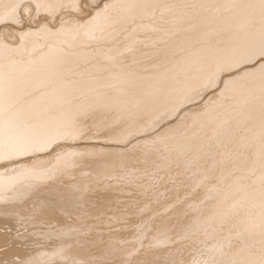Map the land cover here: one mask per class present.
<instances>
[{"label": "bare ground", "instance_id": "1", "mask_svg": "<svg viewBox=\"0 0 264 264\" xmlns=\"http://www.w3.org/2000/svg\"><path fill=\"white\" fill-rule=\"evenodd\" d=\"M38 1L50 9L61 10L50 17L49 23L44 17L31 21L24 17L20 22L17 18L21 19L31 0H0V25H13L7 28V40L0 41V150L9 148L6 154L10 155L8 159L5 154L7 159H4L0 152V264H264V175L246 179L245 183L239 178L231 182L234 183L231 188L238 185L248 200V205L238 210L232 209L238 200L234 205L228 204L231 197L222 186L220 190L205 191L203 196L199 192L192 199L181 200L175 207L163 202L161 193L174 192L182 185L180 179L173 178L170 182L165 178L168 171L169 174L182 172L185 167L192 170L203 164L213 172L223 164L221 155L213 149L220 137L209 135L213 126L229 134L264 129V0H227L233 9L229 16L221 18L223 24L218 26L230 29L220 39L232 46L222 57L230 67L223 74L214 70L207 74L206 70L197 69L192 79H184L182 83L176 77L171 82L154 83L139 79L143 74H138L135 76L140 77L127 81L131 88L124 90L132 95L125 97L120 91L107 89L102 91L100 104L65 108L58 103L74 93L79 82L62 80L56 84L60 74L47 73L44 84L51 85L39 88L40 81L29 79L36 75L30 72L34 68L32 64L61 59L60 55L51 53L53 47L62 46L56 37H63V42L77 39L89 44H97L100 37L110 43L115 30L108 26L119 15L150 16L161 11L201 16L211 13L214 0H152L167 5L139 8L132 6L134 0H122L128 3L112 14H106V10L115 0H96L84 5L80 0ZM127 19L122 22L127 28L125 37L154 28L144 20ZM17 20L20 24L16 25ZM187 35L184 41L194 39V34ZM15 38L28 43L23 54H20L22 43H17ZM147 75V78L164 79L167 73L150 71ZM25 83L30 87L23 88ZM155 86L161 95L149 96L147 93ZM220 94L232 100L217 105ZM168 95L176 96L174 102H167ZM20 107L23 110L18 111ZM76 109L79 112H72ZM83 109L103 111L86 115ZM165 109L168 114H163ZM117 110L122 115L120 120L130 122V129L140 130L139 134L131 130L135 137L127 136L128 141L121 137L120 128H114L116 119L119 120L115 116ZM139 110L143 112L137 117L126 115ZM155 116L160 119L156 120ZM237 120L240 124H236ZM96 121L111 126L100 139L108 138L116 143L125 138L128 143L123 145L127 144L125 147L131 151L122 149L121 144L79 149L72 140L65 141L68 135L70 138L78 135L76 139L79 136L84 140L98 139L88 129ZM81 126L85 127L78 132ZM230 142L226 144L227 150L236 145ZM251 150L236 146L237 155L248 165L247 170L253 172L257 164L253 161L249 167ZM69 152L74 154L70 156ZM84 152L89 157L87 160L82 157ZM114 153H118V158L120 153L131 157H122L125 161L118 162ZM174 159L179 162L170 163ZM249 189L252 192L248 193ZM99 190L116 192L109 197L115 202L109 201L108 193L103 194L104 199H99L102 194L96 198V192H102ZM146 192H152L150 198H146ZM91 193L96 195L92 197ZM239 204L240 200L234 208L242 206ZM225 206L229 210L221 209ZM253 211L263 212L258 221L248 214ZM117 212L123 216H114ZM13 219L21 220L31 239H27V231L24 234L19 231L22 234L16 237L13 224L7 226L10 231L3 226ZM250 219L257 224L253 225ZM87 225L96 229L92 231ZM31 241H35L33 246L28 244Z\"/></svg>", "mask_w": 264, "mask_h": 264}, {"label": "rangeland", "instance_id": "2", "mask_svg": "<svg viewBox=\"0 0 264 264\" xmlns=\"http://www.w3.org/2000/svg\"><path fill=\"white\" fill-rule=\"evenodd\" d=\"M95 1L96 0H80V2L83 5L86 2L91 3ZM152 2H153L152 0L151 1L150 0H136V1L134 0V3L132 4V6H134V8L136 7L139 8L144 5L149 6V5L155 4ZM169 2H171V0ZM126 3L128 2H124L122 0H115V2L107 8L106 14L117 13L116 10L118 9V7ZM42 4L43 3L38 0H31V2L28 3L27 9L24 10L23 13L21 14V19L20 18H17V19L21 22L23 21L22 19L24 17H27L30 21L34 20L35 18L38 19L40 17L41 18L44 17L45 20H47V22L49 23L50 17H52L53 14L56 13L58 10L56 11L57 8L50 9L49 7H46L45 5H42ZM155 5L161 7L167 4L164 3V1H162V3L161 1H158L157 4ZM211 5H212L211 13L207 15H201V16L174 15L170 13H163L161 11H157L154 15H150V16H145L140 13H136V14L126 13V14L119 15L118 19H115V21H112L111 24L108 26V28H110L111 30H115L113 40L110 43H108L106 40L101 39L100 37L97 39V44H91V43L89 44L88 41L79 42L77 39L72 40L71 42H63V39H64L63 37H60V38L56 37V40L60 41V43H62V46L53 47L51 49L52 50L51 53L60 55L61 59L59 61L40 60L39 62L32 64L34 68L30 69V72L35 73L36 75L34 79L33 78L32 79L29 78V79L30 81L31 80L40 81L41 83L38 82L41 84L39 88H44L46 86L51 85V84H44L45 83L44 80H46L45 79L46 77L44 75L47 73L57 74L58 76L60 74V76L56 78V84L62 80L79 82L80 85L77 87L76 91L70 94L68 98H66V100H63L62 102L58 103V104H61L63 108H65L70 105H91V104L93 105L96 102H99L100 104L101 101H99V99L102 96H104V93H102V91L107 90V89L120 91L121 95L125 97L127 95H132V93L125 92L124 90H129L131 88V86L127 83V81L134 79L135 77H140V76H135L138 74H143V76L139 79L152 81L154 83L162 82V81L171 82L173 77H176V79L180 80V82L182 83L184 79H189V80L192 79V74L197 69L198 70L200 69L201 71L206 70L205 72L207 74L208 73L211 74L213 70L217 74L218 73L223 74L224 70H227L230 67L228 68V63L224 61L222 57L229 48H232V46L230 44H226L225 41H222L220 39L222 35L224 33L229 32L230 29L229 28L221 29V28H218V26L220 24H223L221 20L222 17L229 16L231 14L230 12L233 9V5L231 4V1H227V0H214L212 1ZM58 9L61 10V8L59 7ZM214 13H217L219 15H214ZM218 16H221V17H218ZM127 18H130V20L132 19L133 22L134 21L137 22L138 20H144L145 24L147 23L149 24V26H154V28L148 29V30L136 31V33L131 34L129 38L125 37L127 28H125L126 24L122 25V22L125 20H129ZM18 20L14 22V24L15 23L16 25L20 24ZM12 26L13 25H8V27H2V25H0V41L7 40L6 38V34H7L6 31H8L7 28H10ZM188 33L194 34L193 35L194 39L191 41H184L183 38H185V36H188L187 35ZM56 35H59V34H56ZM77 38H79V36H77ZM16 40H17V43H22V45L20 46V54H23L25 52L24 49L28 48L27 47L28 43L26 41L19 42V39H16ZM56 40L54 39L53 41L56 42ZM190 43H192V45H189ZM207 66L209 67L206 68ZM162 70L166 71L167 73L166 78L164 79L151 78V77L147 78L148 77L147 74L150 73V71H162ZM25 84H22V85H25L23 86V88L26 89L29 85H27V83ZM43 85H46V86H43ZM33 86L35 87L37 86V84ZM152 88L154 89H152V91H149L147 93L149 96L157 97L161 95V92L157 91L158 88H156V86ZM195 90L193 89L192 91L195 92ZM192 91H191V94L193 93ZM22 93H26V92H22ZM106 96L111 97L110 94H107ZM21 98H23V95ZM21 98L19 99L20 103H21ZM230 98L231 97H227L223 94H220L218 95L216 104L219 105L222 102H229L232 100ZM175 99H176V96H173V95L167 96L168 103L174 102ZM22 108L23 107L18 108V111L23 110ZM205 109L196 112L193 116H191V119L195 118L197 116L196 115L197 113L199 115L201 114V112H204ZM102 111L103 110L101 109H97L94 111L85 110V109L82 110V112L85 113L86 115L90 112L98 113ZM166 111H168V109L163 110L164 112L163 114H166V113L168 114L169 111L168 112ZM72 112H79V110L76 109V110H73ZM142 112L143 110L142 111L139 110L136 112H127L126 115L134 118L137 114H140ZM161 113L162 112H160V114ZM229 113L233 114V111H230ZM120 114H121L120 110L115 111V116L116 118H119V120L116 119L114 128L117 127L121 129V135H122L121 137L126 138L127 136L128 137L133 136L134 133L139 134V131H140L139 129H136V128L130 129L131 128L129 125L130 122L128 120H120V117L122 116ZM163 114L161 115L164 116ZM172 114L173 112L171 113V115ZM99 116H101L100 113H99ZM157 116L155 117L157 118ZM160 117L158 118L160 119ZM158 118L156 120H158ZM154 121H155V118H154ZM154 121L152 123L157 122V121L156 122ZM235 122L236 124H240L239 120ZM84 127L85 126H81L78 132H80L82 128ZM88 127H89L88 128L89 130L92 129L94 131L93 133H95L96 136L99 137L98 139H95V137H92L94 139L90 138L91 140H88L87 139L88 137H86L85 140L86 141L88 140V142H86L84 140V137L82 136H79L80 139L79 138L76 139L78 135H72L71 138H70V135H68L69 137H67L65 141L71 142L70 140H72L71 143H73L74 146L79 149H80V146L81 147L82 146L96 147L98 145L100 147H110V146L120 145V144H121L120 145L121 148L124 147L122 149H125V150L127 148L129 149V147H125L127 144L123 145L124 142L128 143L126 142V140L124 141L125 138L122 139L123 142L117 141L116 143L114 141H112L111 143L109 141L110 139L106 140L108 138L100 139V137L104 134L105 130H108L111 127L108 124H103L100 121L98 122L96 121V123H93L92 125H89ZM131 130L135 132L133 133ZM209 135L213 137L214 136L220 137L218 141L214 143V148H213L215 149L214 151L219 152V154L221 155V159L223 161V164L215 170L216 172L213 171L214 173L219 172L220 175L216 174L215 176L210 169H207L206 167H204L203 164L198 166V163H197L198 168L196 169L193 168L194 170L193 169L191 170L189 167H185L182 172H179V171L173 172L174 174L173 173L169 174L170 171H168L167 172L168 175L166 174L165 178H168L170 182H173L175 179L177 180L180 179L183 185V186L181 185L180 186L181 188H178L174 192H171L170 190L161 191V193L164 195L162 201L166 202V204H170L169 207H175L174 205L177 202H180L181 200L192 199L199 192H200L199 195L201 194V196H203L204 194H206L207 191L209 192L210 189L214 188L215 190V188H217L220 190L222 189L221 188L222 186L223 190H226L227 196L231 197V198L228 197L230 198V202L228 204H231V203L235 204L237 200L238 201L240 200L241 204L239 205H242V206L238 207L237 205L238 208H234V206L238 204V201H237L235 205L233 204L234 205L232 207L233 210H236V209L238 210L239 208L241 209L242 207L245 208L246 207L245 205L248 203V200L244 198L245 197L243 193L244 191H241L240 189H238V185H236L237 187L231 188L232 185L234 184V183L231 184V182H235L233 180H237L239 178V180L244 181L243 183H245L247 180L249 181V179H254V177H257L259 175H264V129L261 128V130L260 129L255 130L254 132H248L247 130H243V131L241 130V131H236L233 134H229L224 130L219 132V128L216 126H213L211 130L209 131ZM134 137H135V134L133 138ZM231 137H235L236 140L233 142H230L229 140L227 141L226 138H231ZM68 138L69 140L67 141ZM73 139L78 140L80 142L79 143L78 141L75 142ZM103 140H106V142L108 141L107 143L109 144H107ZM82 141H85V142H82ZM228 142H230L231 145L233 143H236V145L232 147V149L227 150L226 144ZM239 145H242L244 149L247 147L252 148L251 156L249 158V165L250 163L254 161V163L257 164L255 167V171L252 172L250 170H247L248 165L246 166V163L243 162V159L237 155L238 151H236V146H239ZM8 149L9 148H7L6 151L5 149L0 150V152L3 154L2 158L4 157L5 159L6 156H8V159L10 158L9 157L10 155L6 154L8 152L7 151ZM133 150L136 151L137 149H132V152H135ZM132 152L131 154H134ZM71 153H70V156L74 154L72 153L71 155ZM88 153L91 154V152H87V154ZM93 154H96V152L95 153L93 152ZM103 154L104 153H102L101 155ZM114 154L112 155L113 156L117 155V157H114V158H116V160L117 159L120 160L118 162H121L122 160H124V159H120L122 157L124 158L129 157L128 155L125 156L124 153H120V154H124V156L119 154V157L120 156L121 157L118 158V153L115 155ZM86 156H87L86 153L82 155V157H85V160H87L86 158L93 157L92 154L89 157L88 156L86 157ZM95 156H98V154L94 155V157ZM129 158L128 160H130ZM54 159L56 160L55 157ZM82 160L85 161L83 158ZM128 160L126 161L128 162ZM47 161L48 160H46V162L44 161L43 163L41 162L42 163L41 165H45ZM176 161L179 162L178 160L174 159L170 161V163H174ZM126 164H129V163H126ZM121 166L120 168L123 169L124 166L123 168ZM249 167H251V165ZM60 177L63 178L64 176H60ZM177 180L176 182H178ZM216 183H218L217 184L218 186L215 185ZM229 184H231V186ZM229 186L231 189L230 188L228 189ZM249 190H247L249 191L248 193L252 192V189H249ZM99 191H102V192H96L97 195L96 194L93 195V193H91L92 197L96 195L95 197L99 198L100 195L102 194L99 199H102V198L104 199L103 194L104 196H107V194L105 193L109 194L108 198L111 197V195L112 196L116 195L115 194L116 192L112 190H108L109 192H106V190L105 192L104 190H99ZM98 194H99V197H98ZM148 194L146 192L145 194L147 196L146 198H150L151 197L150 195L152 194V192H148ZM124 195L122 196L124 197L123 199H125ZM112 199L114 198L112 197ZM112 199L109 198V201L111 200L112 202L113 201ZM116 199L121 200L118 198ZM242 199L245 200L244 203H242L244 201V200L241 201ZM228 206H225L221 209L223 210L226 208L229 210V208L232 205L230 207ZM262 211H264V208L262 209ZM262 211L256 214H255V211H253L248 214L250 215L253 214L251 215V217L258 221L260 219L259 216H261L262 215L261 213H263ZM114 216H117V217L123 216V213L117 212L114 214ZM257 217H259V219ZM247 219L249 221V218ZM12 221H15V220L13 219ZM12 221L7 220V223H5L3 226H6V228L9 229L8 227L11 226V224H13L12 227L14 228L12 229L13 230L12 232H14V234H18L16 235V237L17 236L19 237L22 233L24 234V232L27 231L25 225L22 224L21 220L20 222L19 220L15 221V222L18 221V223H15ZM248 221L247 223L249 224L250 221L249 222ZM252 221H251L252 224L253 223L257 224V222L255 223V220H252ZM1 222L2 221L0 219V223ZM196 222L197 221H195L194 223L196 224ZM107 223L109 222L107 221ZM200 223L201 225L203 224L202 222ZM197 224H199V222ZM193 225L194 224H192V226ZM19 226H20V230H19ZM87 228L89 229L90 227H88L87 225ZM95 229L96 228H94V230ZM10 230L11 229H9L8 231ZM19 231L22 233L19 234L20 233ZM29 233H30L29 231L26 232V234L28 235L27 237L28 240L30 238ZM98 233H99V230H98ZM100 233H103V232H100ZM31 237L33 238L34 236L31 235ZM33 242L31 241L28 244H31V246H33L34 244Z\"/></svg>", "mask_w": 264, "mask_h": 264}]
</instances>
